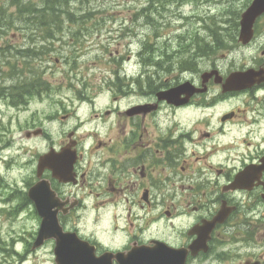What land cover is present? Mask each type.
Masks as SVG:
<instances>
[{
  "label": "flooded vegetation",
  "instance_id": "obj_1",
  "mask_svg": "<svg viewBox=\"0 0 264 264\" xmlns=\"http://www.w3.org/2000/svg\"><path fill=\"white\" fill-rule=\"evenodd\" d=\"M221 33L218 39L211 33L208 51L200 55L228 49L226 57L238 47L256 53L248 60H232L233 65L211 60L202 72L196 59L191 66L180 62L174 71L171 55L152 59L154 48L144 43L134 54L138 67L130 74L121 67L123 73L114 74L108 106L98 108L94 98L81 96L92 100L87 120L64 101L47 112L45 121L67 124L66 138L49 150L67 148L69 180L60 181L49 168L39 173V155L26 188L10 189L9 195L19 200L11 205L13 214L23 217L26 212L36 228L20 240L22 253L4 248L7 254L19 256L23 264L49 248L55 258L54 238L34 247L43 216L29 191L46 180L53 192L47 200L51 218L65 232L77 233L94 249L89 254L108 264H133L134 259L146 264H264V12L247 44L239 41L240 31ZM11 50L24 59L21 66L11 64L8 77L0 72V99L9 112L1 118L7 137L3 151H15L2 158L13 165L16 157L22 160V154H15L22 141L16 150L11 143L14 117L51 96L52 86L32 65L41 56L38 45ZM30 65L33 70L26 73ZM232 73L242 74L240 89L229 84ZM171 90L174 96L163 98ZM34 121L28 115L19 124ZM86 122L94 128L83 133ZM36 127L40 131L28 129V139L49 134L44 122ZM5 178L0 175V188L7 190ZM221 211L224 220L213 226ZM200 240L206 241V250L196 251Z\"/></svg>",
  "mask_w": 264,
  "mask_h": 264
},
{
  "label": "rangeland",
  "instance_id": "obj_2",
  "mask_svg": "<svg viewBox=\"0 0 264 264\" xmlns=\"http://www.w3.org/2000/svg\"><path fill=\"white\" fill-rule=\"evenodd\" d=\"M249 1L20 0L25 6L37 9L31 21V14L26 13L29 9L20 12L17 8L19 5H12L10 0H0V50L6 49L0 54V72L8 77L11 64L16 62L21 66L19 61L24 62L23 55L11 49H29L38 45L41 56L32 61V65L37 64L35 71L44 80L50 81L52 86L51 96L41 97L29 106L30 111H22L14 117L10 132L15 139L11 143L13 150H16L20 147L19 140L22 141V149L15 153L22 154V160L16 157L13 165L5 163L2 158L15 151H3L7 137L1 118L7 110L0 99V175H6L4 182L9 184L7 190L0 188V241L4 240L0 244L3 248L0 247V264H20L19 256L7 254L4 248H15L22 253L24 245L20 240L30 237L36 228L35 221L26 212L23 217L13 214L12 206L19 200L9 195L10 189L15 185L26 188L25 185L34 175L39 155L48 152L51 145L57 146L67 136V124L45 121L47 112L56 110L64 101L66 105L68 103L77 108L78 117L87 120L91 114L92 100L82 101L81 96L94 98L98 108L108 106L114 74L121 67L129 74L134 67H138L134 54L144 43L153 46L152 59L162 60L167 54L171 55L170 65L174 71L179 68L180 62L185 63L192 58L196 59L195 67H199L201 72L209 67L211 60H223L221 64L228 65L234 59L252 58L256 53L254 48L238 47L226 57L223 54H227L228 49L219 50L213 56L195 54L200 38L204 39L201 44L205 45L213 31H232V22L241 19ZM51 4L58 6V14L49 7ZM49 33L54 36H49ZM221 34L226 37L225 33ZM42 47H45V52H42ZM28 67L26 73L33 68L31 65ZM120 72L123 73L122 70ZM184 74L189 75L187 72ZM28 115L34 118V123H24L20 127L19 123ZM76 121L77 118H73L71 125H75ZM42 122L48 127L49 134L28 139V129L37 134L40 127H36V124L40 126ZM93 128V124L86 122L80 130L87 133ZM232 246L235 247L234 244ZM240 250L243 248L240 247ZM23 264L56 263L47 248L38 255L29 256Z\"/></svg>",
  "mask_w": 264,
  "mask_h": 264
},
{
  "label": "water",
  "instance_id": "obj_3",
  "mask_svg": "<svg viewBox=\"0 0 264 264\" xmlns=\"http://www.w3.org/2000/svg\"><path fill=\"white\" fill-rule=\"evenodd\" d=\"M264 12V0H254L251 5L243 12L241 19V34L240 40L244 43L248 42L253 34V25L257 17ZM209 75V74H207ZM240 73H233L228 80L229 84L234 89H240L242 85ZM163 98L171 99L174 96V90L164 93ZM49 168L53 172V176L62 182H67V148L57 152L54 149L50 152L41 155L39 159V173ZM52 191L46 180H41L34 185L29 196L37 204L40 214L43 216V223L39 231L38 238L34 244L35 247L41 245L45 239H56V262L57 264H108L106 260L97 259L89 254L93 250L88 249L86 242L80 240L76 234H70L63 230L57 218H51L50 207H48V198L52 197ZM224 213L221 211L211 224L214 226L216 222L223 221ZM221 217V218H220ZM210 224V225H211ZM206 250V241L200 240L196 244V251ZM172 251V250H169ZM144 261L135 260L133 264H140ZM146 264V261H145Z\"/></svg>",
  "mask_w": 264,
  "mask_h": 264
},
{
  "label": "trees",
  "instance_id": "obj_4",
  "mask_svg": "<svg viewBox=\"0 0 264 264\" xmlns=\"http://www.w3.org/2000/svg\"><path fill=\"white\" fill-rule=\"evenodd\" d=\"M23 4H21V6H22ZM49 7L51 8V9H53V10H55V12L57 13V11H59L60 9L58 8V6H56L55 4H51V5H49ZM26 9H29V12H26V13H28V14H34L35 13V11L37 10L36 8H34V7H28V6H22V12H24ZM58 14V13H57ZM31 15L29 16V19L30 20H34V17H32L31 18ZM43 24V23H42ZM238 27H239V21H233L232 22V31H238ZM232 34L233 33H231V36H232ZM215 36H216V38L218 39V38H220L221 36H220V34L217 32L216 34H215ZM198 38H200V37H198ZM201 40H200V42L198 43V51H197V53H203V52H205V53H207V51H208V47H207V43H206V45H204V44H201V41H203L204 39L203 38H200ZM204 42V41H203ZM194 43V42H193ZM191 65H193L192 63H191Z\"/></svg>",
  "mask_w": 264,
  "mask_h": 264
},
{
  "label": "bare ground",
  "instance_id": "obj_5",
  "mask_svg": "<svg viewBox=\"0 0 264 264\" xmlns=\"http://www.w3.org/2000/svg\"><path fill=\"white\" fill-rule=\"evenodd\" d=\"M198 59V58H197Z\"/></svg>",
  "mask_w": 264,
  "mask_h": 264
}]
</instances>
